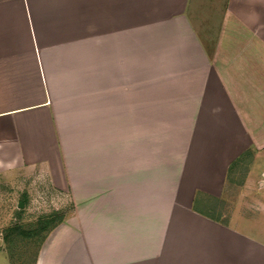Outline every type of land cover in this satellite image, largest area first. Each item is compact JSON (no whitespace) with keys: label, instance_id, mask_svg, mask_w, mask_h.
Wrapping results in <instances>:
<instances>
[{"label":"crops","instance_id":"1","mask_svg":"<svg viewBox=\"0 0 264 264\" xmlns=\"http://www.w3.org/2000/svg\"><path fill=\"white\" fill-rule=\"evenodd\" d=\"M150 40L186 60L184 152ZM36 184L72 209L36 264H264V0H0V200ZM248 184L254 215L211 216Z\"/></svg>","mask_w":264,"mask_h":264},{"label":"rangeland","instance_id":"2","mask_svg":"<svg viewBox=\"0 0 264 264\" xmlns=\"http://www.w3.org/2000/svg\"><path fill=\"white\" fill-rule=\"evenodd\" d=\"M201 11L203 12V8ZM142 41H136V47L138 45H142ZM150 41L152 42L150 48L151 51H149L148 54L144 56L143 60L146 58L151 64V127L157 128L158 124L162 128L165 126L168 143L171 144L170 147H168V150L170 149L172 154H174L173 152L175 150L178 151L177 153H180V151L184 152L186 144L190 139L188 133L192 124L194 123V121L191 119L185 120L183 118L185 114H183V112L188 110V108L191 106V103L189 102L190 93L186 92L184 89L182 90L183 93L178 96V83L183 87L186 86V84H189L186 80V76L183 75L185 73H182L186 70V66L184 65L186 60L184 57H178L176 59L173 56H168V58L166 57L167 64L164 65V61L158 52L160 49H158L159 47L156 41ZM148 43L149 41H146V45H148ZM159 61H161V63L163 61L161 66H158ZM140 63H142L141 60ZM139 75L140 73H137V78H141V75ZM175 98H178L179 101L182 102L179 104L180 113H178V115L175 114ZM158 100H160L161 103H158ZM159 117L160 120H158ZM196 138L198 139V143H201V141L206 137L199 135ZM177 146L182 147H178L176 149ZM230 187L232 188L230 194L225 195L224 198H222L219 202H216L215 200L211 201L212 206L210 210L215 212H212L211 216L213 217L215 214L217 215V213L220 212L222 214L220 217L224 219L228 217L229 213L237 211L240 207L242 210H246L249 216L254 215L255 202L258 195L244 194L255 193L257 185L251 184L249 186L248 184L247 187L243 188H240L239 185H231ZM30 190V195H5V199H3V201L0 200V264H10L9 257L4 249L1 235L5 228L16 224L24 226L32 224L39 217L48 215L52 211H56L54 209L60 207L58 203H62V200L66 199L65 195H58L56 192H52L42 184L33 185L32 189ZM257 191H259L258 188ZM58 210L65 212L64 221L70 218L72 209L69 205H66L63 209ZM31 253H33L32 249L30 252L28 251L26 253L25 264H30L29 262L32 256ZM17 264L19 263L17 262Z\"/></svg>","mask_w":264,"mask_h":264},{"label":"trees","instance_id":"3","mask_svg":"<svg viewBox=\"0 0 264 264\" xmlns=\"http://www.w3.org/2000/svg\"><path fill=\"white\" fill-rule=\"evenodd\" d=\"M210 218V216H207ZM65 212L52 211L48 215L39 217L29 225H11L2 231L4 249L10 264H25L26 253L32 249L30 264H36L39 250L47 236L64 222Z\"/></svg>","mask_w":264,"mask_h":264},{"label":"water","instance_id":"4","mask_svg":"<svg viewBox=\"0 0 264 264\" xmlns=\"http://www.w3.org/2000/svg\"><path fill=\"white\" fill-rule=\"evenodd\" d=\"M20 206H22V205H20Z\"/></svg>","mask_w":264,"mask_h":264}]
</instances>
